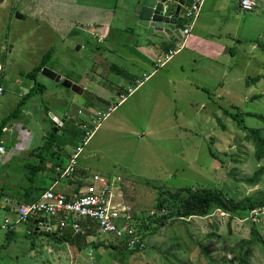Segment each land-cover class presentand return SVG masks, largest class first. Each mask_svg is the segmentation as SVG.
I'll return each mask as SVG.
<instances>
[{"label": "rangeland", "instance_id": "374dc122", "mask_svg": "<svg viewBox=\"0 0 264 264\" xmlns=\"http://www.w3.org/2000/svg\"><path fill=\"white\" fill-rule=\"evenodd\" d=\"M3 1L0 2L3 90L0 126L32 87L21 72L32 71L50 51L49 67L84 89L78 95L39 76L47 92L31 97L19 119L7 124L4 134L6 141L16 135L28 136L25 149L32 159L20 158L22 152L10 146L15 143L8 142L5 154H0L3 183L17 184L27 175V163L39 162L36 154L45 156L48 169L59 163L66 167V156L81 147L76 180L90 183L95 175L123 179L127 183L128 203L135 208V216L145 220L159 213L160 190L176 192L184 188L225 186L239 201L264 192V180L256 188L238 182L251 178L261 164L254 158L255 150L246 140V133L223 112L225 109L236 112L233 107L238 106L244 113L264 115V78L250 83L252 78L264 76V47L260 45L264 44V0H252L258 4L253 11L242 10L241 0H234V7L228 9H220L219 4L205 21L209 23L207 32L203 34L201 27L194 31V36H203L206 43H200L197 49L185 47L164 64L166 55L162 54L158 65L142 64L131 54L135 46L144 42L127 40L129 47L102 44L85 34L62 40L57 32L59 24L53 26L55 20L26 12L31 0ZM126 1L131 12L129 0ZM126 27H131L134 34L130 21H126ZM150 38L145 35L144 40ZM177 46H182L181 41ZM114 65L118 66L115 72ZM127 73L132 74V79L124 77ZM256 96L261 99L254 101ZM54 117L64 121L57 132ZM219 118L227 130L221 128ZM246 124L264 128L261 121L250 117ZM51 131L56 136L55 145L44 152L46 135ZM40 148L41 153L37 151L34 156L33 151ZM11 152L16 158L6 160ZM80 172H85L86 178L81 179ZM52 175L46 170L40 185H51ZM257 214L261 217L255 220L264 235V211ZM253 215L233 219L229 224L228 216L217 211L188 224H163L156 233L147 236L144 253L95 247L89 241V246L80 252L79 262L87 264L88 248L93 250L96 264H211L197 241L216 230L219 236L205 242L213 252L212 257L219 261L234 257L231 249L251 238ZM4 217L0 208L1 233ZM2 234L0 248L6 245L1 253L13 257L12 264H16V259L18 264H71L67 244L56 248L57 244L49 243L46 235L21 236L7 242ZM33 241L37 243L35 249L31 246ZM76 248L71 247L72 252L76 253ZM252 263L264 264L260 249L255 250Z\"/></svg>", "mask_w": 264, "mask_h": 264}, {"label": "trees", "instance_id": "16d2710c", "mask_svg": "<svg viewBox=\"0 0 264 264\" xmlns=\"http://www.w3.org/2000/svg\"><path fill=\"white\" fill-rule=\"evenodd\" d=\"M242 1V0H241ZM2 3L3 0H0ZM241 3V2H240ZM51 9H47V12H49ZM254 8L251 10L253 11ZM55 9H53L52 13H50L49 18L46 20H55L54 27H56V22L58 18H63L65 14H62L61 12H58ZM60 13V14H59ZM39 18V17H38ZM51 22V21H50ZM52 23V22H51ZM187 22H183V20L180 21L181 28L184 26ZM197 24V23H196ZM195 24V26H196ZM194 26V27H195ZM194 29V28H193ZM57 32L59 35H61L62 40L66 38H70L72 36H75V33L72 32L69 35L62 36L61 27L57 29ZM69 33V32H68ZM262 47H264V44H260ZM52 58V51L48 52L43 59L40 61L39 64H37L32 71L30 72H21V76L24 78H27L32 83V87H30L29 91L24 94V96L21 98V101L19 102L18 106L15 108V110L7 117H5L2 121V124L0 126V147L5 148L7 142H5L4 134L6 133L7 124H12L17 119H19L20 115L24 112L28 101L31 99V97H35L38 95H44L47 92L46 86L39 82V76L41 75V71L45 66H49L50 59ZM1 63V62H0ZM0 68H2L0 64ZM4 75L2 74V77ZM264 78V76H257L256 78H252L250 83L256 84L257 82L261 81ZM2 79V78H1ZM68 79V78H67ZM248 85H251V84ZM255 100L261 99V96H256L253 98ZM237 111L231 112L228 109L223 110L225 116L228 118H231L232 121L236 124V126L244 131L246 133V140L252 143L254 147V158L255 160L261 164L259 169L255 172V174L248 179H240L238 180L239 183L245 184L251 188H256L260 186L263 183L264 180V128H251L246 124L247 118H254L259 121H261L264 124V115L261 114H255V113H244L238 106H234ZM46 112L49 113V110L46 109ZM52 123V120H50ZM219 125L223 130L226 129V125L224 124L223 119H218ZM23 129H25L23 127ZM60 129V128H59ZM17 136V135H16ZM46 143L43 146L44 152L48 149H51L55 145L56 136L53 133V131L49 132L46 135ZM15 145V144H13ZM10 146H12L10 144ZM42 148L36 149L33 151V155L39 151L41 153ZM211 154L215 156V154L210 150ZM38 156L37 159H39V162L35 163H27L26 170V182L28 187H23V193L16 197L14 196L13 199H15L17 202L13 201V204L11 201L10 203H5L4 205L6 208H9L11 215H13L14 219H17L18 212L15 211L13 208L19 205L32 203L41 196L43 192L46 191L44 187H39L38 180L41 178V176L45 173L47 170L46 167V158L42 154H36ZM32 159V155L30 154V157ZM57 167V166H56ZM56 167L54 169V173L56 174ZM62 167V166H60ZM48 190V189H47ZM3 192V191H2ZM157 210L159 211L158 214L149 215L146 220L144 218H137L135 216V226L139 230L142 236V240L145 241L147 236L150 234H154L157 232V230L164 224V226L167 225H174L176 223H186L193 222V219L195 218H205L209 215H212L213 213L219 211L221 213H224L229 218V224L230 221L233 219H245L248 218L251 214L256 213L255 215L250 218L251 221V238L245 239L241 243H239L236 247L232 248L231 251L234 254V257H225L222 258L220 261L217 259H214L212 257L211 253L212 250L209 249V246L206 245V241H211L214 238H217L219 235L217 231H212L209 233L204 239H200L198 244L200 245L202 252L209 257L211 264H253L252 258L255 256V250L260 249L264 253V235L261 232V229L259 227V219L261 217L260 214H257V212H263L264 211V192L259 193L258 195L250 196L244 198L242 201L237 200L233 195L230 194V192L225 188V186L220 187H214V188H184L176 192L172 191H164L160 190L159 196L157 198ZM255 218H258V220H255ZM35 224L34 220H30L27 224L31 227L30 235L32 236V233H34L33 225ZM153 224V225H152ZM36 226V225H35ZM150 229V230H149ZM217 229V226H216ZM16 232V230L8 232V234H12ZM46 235L51 236L53 238H58L59 241H69L70 243H74L75 239L71 238V234L68 232L65 235H61L59 233H48L44 232ZM82 239L83 242L80 243L79 247L80 249L83 248V246H87L90 244L87 240V235L84 233H80L77 235ZM92 245L95 247H108L113 249H125L126 252L129 253H144L138 252L136 250H129L125 246L116 244L112 241L107 240H99L98 238H92ZM98 242V243H94ZM146 251V250H145ZM185 264H190L185 262Z\"/></svg>", "mask_w": 264, "mask_h": 264}, {"label": "crops", "instance_id": "0c3cea01", "mask_svg": "<svg viewBox=\"0 0 264 264\" xmlns=\"http://www.w3.org/2000/svg\"><path fill=\"white\" fill-rule=\"evenodd\" d=\"M252 1V0H251ZM5 3V1H3ZM234 0H204V4L201 10V15L198 19V22L190 35L185 34V30L187 29L186 23L182 27L183 39H179L174 35H170L168 39L165 40H155V39H149L148 41H144V43L138 44V46H135V50H131V54L135 55L140 62L149 64V65H158L159 60L162 58V54L166 55V59L163 61L164 63L169 62L170 60H173V56L176 54H179V52L182 50V47H186L189 49H197L200 45V43H206L203 36L196 37L194 36V31L201 27V30L203 34L207 32L209 29H205L209 23H205L206 20H209L208 14L209 12H212V10H216L218 5L220 4V9L223 8H231L234 7ZM255 3L254 10L258 8V4ZM3 3V4H4ZM192 3L189 2L187 6H189ZM241 8V6H240ZM47 9L49 12H47ZM53 9H55L58 12H61L62 14H65L63 18H58L57 23L59 24V27H61L62 36L69 35L70 33L74 32L75 34H85L87 37L89 35L92 37V40H95L96 42H100L102 44L109 43L111 45H119L122 44L123 46H128L127 40H133L134 43L136 42H143L140 39L136 37L131 31V27H126V21H130L133 24L132 19L129 17V10L127 7V1L124 0H31L30 3H28L25 7V10L27 13L34 14L38 16L39 18H49L50 13H52ZM186 11V7L182 10V17L180 19L185 21L183 18L184 12ZM57 12V13H58ZM120 13V14H119ZM60 14V13H59ZM119 15V16H118ZM118 19V20H117ZM212 21V20H211ZM213 24V23H212ZM122 26L120 28L119 26ZM134 28V27H132ZM69 32V33H68ZM70 36V35H69ZM201 38V39H200ZM62 39V37H61ZM203 39V40H202ZM65 40V39H64ZM181 41L182 46L178 48L176 47V43ZM208 42V41H207ZM131 43V42H130ZM176 47V48H175ZM183 48V49H184ZM181 49V50H180ZM185 49V50H186ZM134 50V51H133ZM170 51H176V53L167 59V55ZM135 52V53H134ZM162 64V63H160ZM118 66L114 65L112 68V71H117ZM122 72H118V74ZM124 77L126 79H132V74H125ZM124 78V79H125ZM70 80V79H69ZM71 81V80H70ZM124 82V80H123ZM5 142H13L15 143L16 150L18 152H22L20 158L28 159L30 157V153H27L26 151V145L25 142L28 139V136L24 135H17L13 139H9L6 141V137L4 138ZM30 151V150H29ZM4 153H0L1 155H4ZM69 155L66 156L68 158ZM13 158V160L16 158L15 154L11 152L7 159ZM67 163V162H66ZM48 166V165H47ZM64 167L62 164H58L57 167ZM56 167V169H57ZM47 170H49L53 175L51 178V185H40V179L38 180L37 186L44 187L46 190H54L57 192H66L70 193L74 190L84 188V184L81 183L80 180H69L65 181L60 179L56 176V174L53 172L55 167H46ZM26 170V169H25ZM27 171V170H26ZM28 172V171H27ZM45 174V173H44ZM85 175H87L85 172H80L79 177L81 179L86 178ZM0 182L1 179H0ZM0 186V208L4 211L5 217L10 216L12 212H10L9 208H6L5 200L12 199L14 202H17L15 199H13L14 196L19 197L23 193V187H28L26 182V176H23L19 179L17 184H7V183H1ZM80 187V188H78ZM3 191V192H2ZM10 198V199H9ZM11 201V200H10ZM13 201H11L13 203ZM15 204V203H13ZM2 223L1 229L2 233L5 235L6 241L10 240H17L21 238V236H24L25 238H33L34 236L39 235H46L44 232H36L35 233V224L32 226L34 233H32V236L30 235L31 227L28 225H19L16 229V232L12 234H8L3 229ZM45 223H48L50 220L48 218L43 219ZM71 234V238L75 239L74 243H70L69 241H59L58 238H53L51 236L46 235L50 239L48 240L49 243L57 244L56 248H60L61 245H66L69 248V259L71 264H79L80 260V252L83 248L89 246H83V248H79L80 243L82 239L78 237L76 234L72 233L71 230H66L64 234H61L62 236L66 233ZM0 232V242L3 240V234ZM55 234V233H54ZM85 235V234H84ZM87 235L88 242L90 241V237ZM52 239V241H51ZM6 244H4L2 247H4ZM32 249H35L37 247L36 242H32ZM0 248V264H12V261H14L13 257H10L7 254L1 253V250L3 248ZM71 247H77V252H72ZM50 251H53V248L49 249ZM19 259H16V264H18ZM82 264V263H81ZM88 264V263H87Z\"/></svg>", "mask_w": 264, "mask_h": 264}, {"label": "built area", "instance_id": "2783aa9c", "mask_svg": "<svg viewBox=\"0 0 264 264\" xmlns=\"http://www.w3.org/2000/svg\"><path fill=\"white\" fill-rule=\"evenodd\" d=\"M203 4L204 0H193L186 6L183 15L187 22L186 35H190L198 22ZM240 6L244 11H251L255 3L242 0ZM175 53L176 51H170L167 59ZM0 92H3L2 88ZM82 151L83 148L77 147L70 155L65 169H57L60 179L70 180L76 175ZM0 153H4V148L0 147ZM83 184L84 188L70 193L47 190L38 200L14 207L18 212L17 219L13 215L6 217L3 229L11 232L19 225L34 220L38 222L35 232L64 234L68 229L76 235L84 233L100 241L107 240L123 245L129 250L145 251L147 243L142 240L141 233L135 226V208L126 199L127 183L121 178L111 179L95 175L90 183ZM5 203L11 204L10 200H5ZM45 218L50 221L45 223ZM85 251L88 254L87 263L96 264L93 250L86 248Z\"/></svg>", "mask_w": 264, "mask_h": 264}, {"label": "water", "instance_id": "95a60500", "mask_svg": "<svg viewBox=\"0 0 264 264\" xmlns=\"http://www.w3.org/2000/svg\"><path fill=\"white\" fill-rule=\"evenodd\" d=\"M191 0H129V17L133 21L134 35L141 41H148L145 35L150 39L165 40L170 35L183 39L180 17L182 10ZM20 19L23 16H19ZM41 75L48 80L61 84L75 94L81 95L84 89L79 84L63 79L54 69L45 66ZM64 121L54 117L53 126L55 132L63 126ZM38 222H35V225ZM36 233V232H35Z\"/></svg>", "mask_w": 264, "mask_h": 264}, {"label": "clouds", "instance_id": "9594fccd", "mask_svg": "<svg viewBox=\"0 0 264 264\" xmlns=\"http://www.w3.org/2000/svg\"><path fill=\"white\" fill-rule=\"evenodd\" d=\"M191 1H193V0H191ZM190 1V2H191ZM188 5V4H187ZM181 17H182V15H181ZM181 17H180V19H181ZM186 22V21H185ZM182 34H183V31H182ZM184 36V35H183ZM76 150V149H75ZM74 150V151H75ZM74 151H72L70 154H69V156H68V158H67V163H68V160H69V157H70V155L72 154V153H74ZM81 157V156H80ZM80 159V158H79ZM79 166V165H78ZM57 169H65V166L64 167H57ZM57 169H56V176L57 177H59L58 176V174H57ZM78 177V170H77V173H76V175L74 176V177H72L70 180H76V178ZM60 178V177H59ZM81 181V180H80ZM81 183H83V181H81ZM78 188H80V187H78ZM47 191V190H46ZM92 238L93 237H90V241H92ZM146 241V240H145ZM147 242V241H146Z\"/></svg>", "mask_w": 264, "mask_h": 264}]
</instances>
